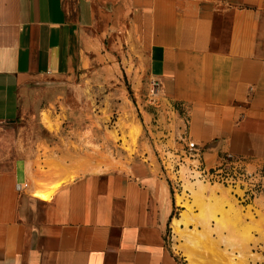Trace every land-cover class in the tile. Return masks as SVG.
I'll return each mask as SVG.
<instances>
[{
  "label": "crops",
  "instance_id": "1",
  "mask_svg": "<svg viewBox=\"0 0 264 264\" xmlns=\"http://www.w3.org/2000/svg\"><path fill=\"white\" fill-rule=\"evenodd\" d=\"M98 67L124 68L139 98L161 85L142 127L170 138L121 169L45 152L21 122L37 85ZM184 127L209 165L231 153L264 181V0H0V264H179L151 151Z\"/></svg>",
  "mask_w": 264,
  "mask_h": 264
},
{
  "label": "rangeland",
  "instance_id": "2",
  "mask_svg": "<svg viewBox=\"0 0 264 264\" xmlns=\"http://www.w3.org/2000/svg\"><path fill=\"white\" fill-rule=\"evenodd\" d=\"M161 97L152 96L147 89L139 98L124 68L106 72L98 67L84 71L77 79L51 78L37 85L24 97L21 122L26 126L27 140L43 143L40 147L45 152L60 153L66 160L79 152L86 156L83 167L92 164L116 170L143 158V150L139 151L142 141L170 138L168 133L153 138L142 127L145 111L153 114L152 124L159 125ZM185 131L184 127L174 137L175 150L183 155ZM151 153L170 187L174 208L165 222V244L179 264H264L263 180H256L254 192L247 191L241 199L243 186L232 190L204 183L190 177L186 167L177 176L168 175L162 147ZM201 160L208 169L220 162L209 165L204 150ZM38 167L43 169L39 160ZM180 220L177 229L176 221Z\"/></svg>",
  "mask_w": 264,
  "mask_h": 264
},
{
  "label": "built area",
  "instance_id": "3",
  "mask_svg": "<svg viewBox=\"0 0 264 264\" xmlns=\"http://www.w3.org/2000/svg\"><path fill=\"white\" fill-rule=\"evenodd\" d=\"M160 86L159 81H153L150 94L155 97L158 96L160 94ZM181 139L183 142L181 146L184 147V155L183 152L179 154L177 153V149L175 150L178 145L163 143L162 149L164 151V157H162V162H168L165 166L168 175L173 174L177 176L182 167H186L190 177L201 180L204 183H218L232 188V190L243 186L244 192L240 196L241 199H243L247 191L254 192L255 182L260 179H257L256 173L248 170L247 163L244 159L238 158L231 153H226L221 157L216 167L208 169L206 166H203V161L201 160L203 148L189 139L187 128ZM246 185L249 186L248 189Z\"/></svg>",
  "mask_w": 264,
  "mask_h": 264
},
{
  "label": "bare ground",
  "instance_id": "4",
  "mask_svg": "<svg viewBox=\"0 0 264 264\" xmlns=\"http://www.w3.org/2000/svg\"><path fill=\"white\" fill-rule=\"evenodd\" d=\"M44 120H45V122L47 123V125L49 126V127H51L52 125H51V122H50V120H49V118L47 117V116H45L44 117ZM59 186V184L58 185H55L54 187H53V189L51 190V191H41V190H38L37 192H36V196L37 197H39V198H41V199H44V200H49L50 198H51V195H52V193L54 192V190L57 188ZM201 188V190L203 191L204 190V188L201 186L200 187ZM185 205V204H184ZM183 216H185L184 214H183ZM186 217V216H185ZM184 220V219H183ZM180 222H181V220L180 221H176V226H177V229H178V227H179V224H180ZM189 237V236H188Z\"/></svg>",
  "mask_w": 264,
  "mask_h": 264
}]
</instances>
